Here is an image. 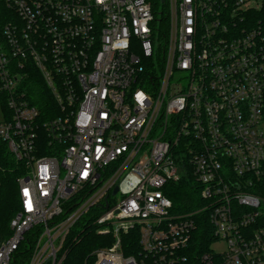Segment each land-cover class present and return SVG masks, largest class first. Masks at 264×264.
I'll return each instance as SVG.
<instances>
[{
    "label": "built area",
    "instance_id": "2783aa9c",
    "mask_svg": "<svg viewBox=\"0 0 264 264\" xmlns=\"http://www.w3.org/2000/svg\"><path fill=\"white\" fill-rule=\"evenodd\" d=\"M257 1L167 0L164 25L151 0H0V140L25 167L0 264H62L98 204L94 264H264ZM190 173L195 212L170 197Z\"/></svg>",
    "mask_w": 264,
    "mask_h": 264
},
{
    "label": "trees",
    "instance_id": "16d2710c",
    "mask_svg": "<svg viewBox=\"0 0 264 264\" xmlns=\"http://www.w3.org/2000/svg\"><path fill=\"white\" fill-rule=\"evenodd\" d=\"M151 3L155 15H158L159 20L163 21L165 25L167 0H151ZM248 22L250 25L258 27L264 36V1L259 9H253L248 13ZM34 103L41 108L44 107L38 101H34ZM24 168V164L16 160L8 151L6 143L0 140V240L9 236L10 219L19 210L20 202L16 180L24 173ZM171 187L174 188V194L170 197L173 199L176 209L195 212L202 205L191 173L182 175L180 181L172 183ZM103 209V206L98 204L81 216L66 243L68 252L62 264H94L95 257L92 251L112 243L111 234L96 233L97 225L94 221ZM194 217L197 226L189 245V251L193 252L191 253L192 258L207 250L209 241V234L207 233L210 231L207 212L195 213ZM73 235H77V238L71 242Z\"/></svg>",
    "mask_w": 264,
    "mask_h": 264
},
{
    "label": "rangeland",
    "instance_id": "374dc122",
    "mask_svg": "<svg viewBox=\"0 0 264 264\" xmlns=\"http://www.w3.org/2000/svg\"><path fill=\"white\" fill-rule=\"evenodd\" d=\"M263 1H264V0H258L255 9H259V8L261 7ZM115 196L117 197L118 194H116ZM114 198H115V197H114ZM6 237H7V236H6ZM6 237H3V238L0 240V243H1ZM223 246H224L223 243H221V244H219V243H215V244H214V247L217 248V249H221V248H223Z\"/></svg>",
    "mask_w": 264,
    "mask_h": 264
},
{
    "label": "snow or ice",
    "instance_id": "6c2138e0",
    "mask_svg": "<svg viewBox=\"0 0 264 264\" xmlns=\"http://www.w3.org/2000/svg\"><path fill=\"white\" fill-rule=\"evenodd\" d=\"M141 98H142V97H141ZM85 175H87V173H86V172H85ZM24 195H25V196H27V195H28V190H27V189H25V190H24ZM29 207H31V205H30V204H29Z\"/></svg>",
    "mask_w": 264,
    "mask_h": 264
},
{
    "label": "water",
    "instance_id": "95a60500",
    "mask_svg": "<svg viewBox=\"0 0 264 264\" xmlns=\"http://www.w3.org/2000/svg\"><path fill=\"white\" fill-rule=\"evenodd\" d=\"M116 191H117V187H115V188L113 189L112 193L115 194Z\"/></svg>",
    "mask_w": 264,
    "mask_h": 264
}]
</instances>
